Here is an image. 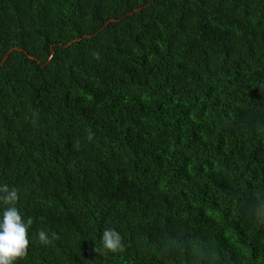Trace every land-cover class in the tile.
I'll return each instance as SVG.
<instances>
[{"label":"trees","instance_id":"trees-1","mask_svg":"<svg viewBox=\"0 0 264 264\" xmlns=\"http://www.w3.org/2000/svg\"><path fill=\"white\" fill-rule=\"evenodd\" d=\"M3 184L18 264H264V0H0Z\"/></svg>","mask_w":264,"mask_h":264},{"label":"clouds","instance_id":"clouds-1","mask_svg":"<svg viewBox=\"0 0 264 264\" xmlns=\"http://www.w3.org/2000/svg\"><path fill=\"white\" fill-rule=\"evenodd\" d=\"M20 199L19 190L7 184L0 185V206H3L0 214V264H18L28 256V250L32 241L29 238V229L33 224L31 217L25 221L17 203ZM256 216L264 222V203L256 210ZM55 239L56 233H52ZM38 240L47 245L51 242L44 231L38 232ZM123 243L120 234L115 229H105L101 234L100 246L94 247L93 251L101 253H117L123 251Z\"/></svg>","mask_w":264,"mask_h":264}]
</instances>
